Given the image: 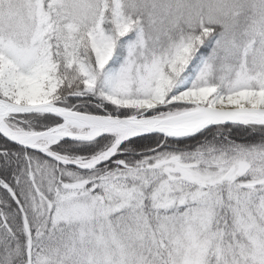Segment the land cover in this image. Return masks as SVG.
Returning <instances> with one entry per match:
<instances>
[{"label":"snow or ice","instance_id":"obj_1","mask_svg":"<svg viewBox=\"0 0 264 264\" xmlns=\"http://www.w3.org/2000/svg\"><path fill=\"white\" fill-rule=\"evenodd\" d=\"M0 264H264V0H0Z\"/></svg>","mask_w":264,"mask_h":264}]
</instances>
